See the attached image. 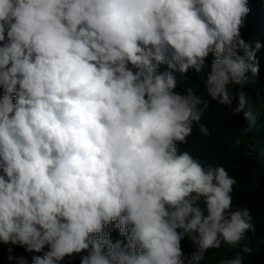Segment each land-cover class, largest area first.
<instances>
[{"label":"clouds","instance_id":"1","mask_svg":"<svg viewBox=\"0 0 264 264\" xmlns=\"http://www.w3.org/2000/svg\"><path fill=\"white\" fill-rule=\"evenodd\" d=\"M247 4L0 0V243L43 253L31 264L83 251L81 264H184L187 237L198 264L254 234L250 210L233 207L236 180L178 148L194 126L210 135L208 98L243 109L226 86L259 73L240 33ZM161 64L205 73V95L177 93ZM113 221L126 245L104 230Z\"/></svg>","mask_w":264,"mask_h":264},{"label":"trees","instance_id":"2","mask_svg":"<svg viewBox=\"0 0 264 264\" xmlns=\"http://www.w3.org/2000/svg\"><path fill=\"white\" fill-rule=\"evenodd\" d=\"M247 6L249 12L244 18L240 33L241 38L255 51L259 73L255 78L250 77V82L243 86H226L232 96L233 108L238 105L239 94L243 92V109L234 114L228 106L208 98L210 106L205 111L201 123L208 127L210 135H202L194 126L192 135L187 138L188 143L178 144V148L180 151H188L205 166L213 164L223 166L227 170L236 180L232 192L233 207L250 210L256 231L254 234L247 233L245 241L239 246L225 244L220 249H210L198 264H219L221 260L237 255L241 256L242 264H264V0H248ZM257 44L260 45L259 48L256 47ZM213 59L210 54L206 60L209 70ZM157 71H172L177 80V93L183 95L192 89L197 95H205V73L197 74L190 70L181 74L169 69L166 64L158 65ZM3 94V88H0V98ZM0 175H4L2 170ZM104 230L109 233L113 244L117 241H120L122 246L127 244V237L121 236L115 221L105 226ZM244 243L252 249L251 253L242 251ZM181 249L184 264H188L189 258L195 252V246L185 237L181 241ZM10 254L17 258L24 256L28 264H31L32 255L43 253H28L21 246L0 243V264H16L15 259H8ZM85 255L86 251L73 254L71 257H65L60 264H81V257Z\"/></svg>","mask_w":264,"mask_h":264}]
</instances>
